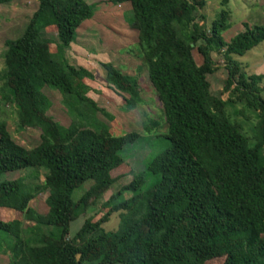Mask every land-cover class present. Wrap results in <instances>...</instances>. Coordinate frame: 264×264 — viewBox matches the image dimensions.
Segmentation results:
<instances>
[{
	"label": "trees",
	"instance_id": "obj_1",
	"mask_svg": "<svg viewBox=\"0 0 264 264\" xmlns=\"http://www.w3.org/2000/svg\"><path fill=\"white\" fill-rule=\"evenodd\" d=\"M109 2L129 4L136 57L161 115L144 118L141 129L163 147L147 153L141 169L128 166L122 154L139 135L111 128L114 117L86 95L92 75L65 58L76 28L92 17L91 7L84 0H38L22 33L3 42L0 104L9 106L19 130L38 131V144L19 145L0 124V210L10 215L0 220V253L8 264H264V76L247 75L234 58L264 41V23H242V31L224 41L228 0H220L207 28L199 13L206 0ZM211 54L223 60L226 100L210 91L207 76L217 70ZM101 67L121 110L137 109V78L111 63ZM44 87L59 93L67 126L47 115ZM237 103L241 114H254L251 138L226 111ZM19 171L31 181L4 178ZM125 172L131 180L69 237L70 223ZM85 184L74 199V190ZM44 192L41 214L28 204ZM115 213L116 229L104 230Z\"/></svg>",
	"mask_w": 264,
	"mask_h": 264
},
{
	"label": "rangeland",
	"instance_id": "obj_2",
	"mask_svg": "<svg viewBox=\"0 0 264 264\" xmlns=\"http://www.w3.org/2000/svg\"><path fill=\"white\" fill-rule=\"evenodd\" d=\"M38 0H14L7 4L0 5V67L2 65V55L4 52L3 42L7 39L18 37L26 23L35 11ZM92 9V17L84 20L74 33L73 41L64 51L65 58L68 63L74 66L85 68L92 75L91 80H85L89 91L86 94L92 99L99 108L114 117L115 123L112 129L118 131L137 132L140 139L131 146L125 148L122 157L128 166L137 171L141 169V161L147 157V153L156 154L163 147V143L158 139L153 141L152 136H144L145 133L141 129V121L144 118H152L159 120V106L154 99L149 84L145 76V69L141 66L140 58L136 57L137 51V31L130 26L132 22V13L128 3L113 4L109 0H84ZM220 0H206L205 6L199 11L204 16L202 24L207 28L208 24L213 20L216 13L219 12ZM223 9L230 13L229 28L222 33L224 41H228L236 33L242 31V23L248 26L262 25L264 23V0H228L226 7ZM53 42H56L54 33L50 32L47 36ZM195 60L199 61V57L194 56ZM211 58L215 63L217 70L207 76L210 91L218 95L222 100H226L227 93H222V83L225 79V71L223 68V60L221 56L211 54ZM242 67V70L247 74H260L264 76V41L246 52L243 56H235ZM101 63H111L117 67L122 73L135 76L140 88V98L142 104L129 112L121 110V101L119 96L106 84L104 80V71ZM140 71L136 68L140 67ZM261 88L264 96V79L261 81ZM42 93L50 102V108L47 115L55 122L62 126H67L70 119L60 105V95L57 91L44 87ZM220 93V94H219ZM9 106L0 104V124L5 123L8 131L11 132L12 138L25 148H32L38 144V131L33 129L19 130L15 125L13 118L10 117ZM231 120L241 123V126L247 137L251 138L253 134L252 126L254 117L250 111L243 110L240 104H231L226 107ZM248 117V118H246ZM99 121L110 127L109 121L97 114ZM29 170V169H28ZM120 176L115 181L112 188L109 189L104 197L90 207L84 215L78 216L69 225V237L72 236L81 226L83 220L89 216L100 215L99 204L101 201L116 191L119 187L126 185L131 176ZM26 176V177H24ZM24 177L26 182H30L28 172L19 171L11 172L4 175L6 179H15ZM88 184L83 185L74 190L73 198L76 199L80 194L88 188ZM46 193L38 194L28 204L37 213L46 211L45 205ZM10 215L5 210H0V220H9ZM118 215H111L108 222L102 225L104 230L113 231L118 224ZM30 223L24 222V226H29ZM1 246V244H0ZM0 264H8L7 256L0 253Z\"/></svg>",
	"mask_w": 264,
	"mask_h": 264
}]
</instances>
